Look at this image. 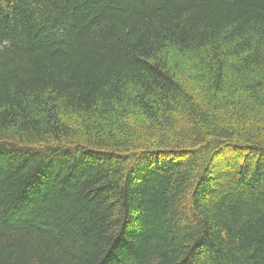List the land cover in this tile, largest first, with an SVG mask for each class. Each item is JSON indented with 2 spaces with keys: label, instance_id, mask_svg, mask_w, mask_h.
Wrapping results in <instances>:
<instances>
[{
  "label": "trees",
  "instance_id": "trees-1",
  "mask_svg": "<svg viewBox=\"0 0 264 264\" xmlns=\"http://www.w3.org/2000/svg\"><path fill=\"white\" fill-rule=\"evenodd\" d=\"M0 264H264V0H0Z\"/></svg>",
  "mask_w": 264,
  "mask_h": 264
},
{
  "label": "rangeland",
  "instance_id": "rangeland-1",
  "mask_svg": "<svg viewBox=\"0 0 264 264\" xmlns=\"http://www.w3.org/2000/svg\"><path fill=\"white\" fill-rule=\"evenodd\" d=\"M182 69H184V68H182ZM185 69H187V68H185Z\"/></svg>",
  "mask_w": 264,
  "mask_h": 264
}]
</instances>
